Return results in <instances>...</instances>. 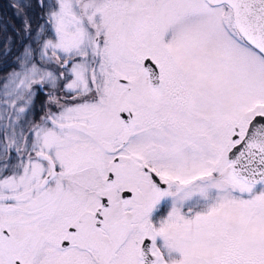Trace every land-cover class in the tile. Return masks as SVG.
<instances>
[{
  "label": "snow or ice",
  "instance_id": "6c2138e0",
  "mask_svg": "<svg viewBox=\"0 0 264 264\" xmlns=\"http://www.w3.org/2000/svg\"><path fill=\"white\" fill-rule=\"evenodd\" d=\"M10 6L0 264H264V0Z\"/></svg>",
  "mask_w": 264,
  "mask_h": 264
},
{
  "label": "trees",
  "instance_id": "16d2710c",
  "mask_svg": "<svg viewBox=\"0 0 264 264\" xmlns=\"http://www.w3.org/2000/svg\"><path fill=\"white\" fill-rule=\"evenodd\" d=\"M16 0H0V18H2L5 22L9 24L8 32L9 34L12 33V27H19L20 26V19L16 16L14 9L10 6L11 3H15ZM35 12V9H33ZM22 45L20 42H17L15 47L12 50V56L17 57ZM8 55L0 56V67L5 66L6 62L3 60ZM5 69L0 70V75L5 74Z\"/></svg>",
  "mask_w": 264,
  "mask_h": 264
},
{
  "label": "flooded vegetation",
  "instance_id": "af4514ba",
  "mask_svg": "<svg viewBox=\"0 0 264 264\" xmlns=\"http://www.w3.org/2000/svg\"><path fill=\"white\" fill-rule=\"evenodd\" d=\"M33 16L35 17V12H34ZM12 54L13 53L11 52L10 55H8L7 57H5L3 59L6 62V65L5 66H1L0 70H4L5 69L6 72H10V71H12L13 69L16 68V57H13Z\"/></svg>",
  "mask_w": 264,
  "mask_h": 264
},
{
  "label": "rangeland",
  "instance_id": "374dc122",
  "mask_svg": "<svg viewBox=\"0 0 264 264\" xmlns=\"http://www.w3.org/2000/svg\"><path fill=\"white\" fill-rule=\"evenodd\" d=\"M33 14H34V12H33Z\"/></svg>",
  "mask_w": 264,
  "mask_h": 264
}]
</instances>
